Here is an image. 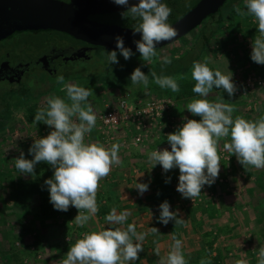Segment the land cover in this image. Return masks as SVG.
Instances as JSON below:
<instances>
[{
    "label": "rangeland",
    "instance_id": "rangeland-1",
    "mask_svg": "<svg viewBox=\"0 0 264 264\" xmlns=\"http://www.w3.org/2000/svg\"><path fill=\"white\" fill-rule=\"evenodd\" d=\"M192 1L193 0H168L165 4L172 7V14H177L182 13ZM231 1L232 0H225L223 2L224 4H221L222 6L218 10L219 12L217 11L216 14H219L220 11L227 10L231 7L228 12L223 14L219 22H214L217 15L205 18L184 35L156 49L158 56H172L175 58L172 59L170 65H166L161 69L154 68L152 71L171 72L175 71L176 68L181 65L188 67L184 73L180 74L175 72L169 74V76L177 79L180 87L179 93H174L171 89L160 88L155 84L153 79L149 80L147 89H145L143 85H133L132 83H123L124 85L121 87L115 85L108 86L99 82H92L84 77H82L83 79L65 80V83H74L79 86L90 87L94 92V95L89 97V102L97 115V121L91 133L86 134L85 141H99L106 147H110L112 143H119L121 145L118 155L122 161V165H114L110 174L100 181L99 187L105 184L111 185V179L115 177V171L121 168L120 171L123 170L127 172L131 163L134 165L133 167L136 168V163L143 160L144 163L146 162L144 166L147 164L149 169L151 164L148 160L147 153L155 149L168 148V150H171L170 144L167 141V134L176 131L184 122L185 117L196 120L201 119V117L193 115L186 109V106L194 98H198V94L194 92L190 94L184 93L186 90L191 91L195 84V81L191 77L193 61L199 62L202 61L204 57H209L212 63L208 66L211 69L214 71L220 70L222 73H226L229 69L233 73V78L237 76L240 78L250 71L256 74L261 72L264 74V65L253 62L250 57L251 42L259 35L258 21L251 15L243 17L237 15L233 7L234 5H231ZM235 5H239L246 11L244 8L245 0H240ZM112 17V20L116 22L114 24L133 27V25L137 23L134 22L130 24L125 22L121 14ZM203 33H207L208 40L205 45H203L204 40L202 41ZM20 38H25L24 40L29 38L30 41L33 40L37 42L40 35L25 34L21 35ZM15 41L16 36L8 37L0 41V47L3 51L8 50L13 47L12 45ZM108 51L111 50L93 49L89 52L88 59L81 60L78 64H74V66L85 67L90 75H97L105 68L116 66V64L107 63ZM117 59L119 62L125 60L124 57L120 55L119 51H117ZM133 59L134 56L129 60ZM182 76L186 78L180 79ZM116 79L121 78L119 77ZM22 82L23 85L29 86L35 93L40 92L41 94H38V96H35L33 99L20 103L17 108H12L5 127L0 131V264H62V260L66 258L67 250L72 247L77 239L81 238L77 236L76 230L88 232L106 227L107 225L104 218L112 209L111 207L108 208L106 205H103V203L101 204V199L104 198L107 200V198H109L104 191L105 189H102L103 192H97L98 194H96L98 211L84 227H79L75 223L74 217L77 215L78 210L74 206H72L70 213L66 216L64 221L59 219V216L56 215L55 217L58 218L57 220L47 223V219L42 218L40 215L41 213L38 214L36 211L39 207L37 194L33 189H29L26 193L27 203L22 207L21 215L15 214L17 211L19 212L20 209L11 203V196H9L8 193L12 191L14 185H18L20 178V183H22V180L29 182L30 180L32 181L33 178L38 177V175H40L39 171L47 164L46 162L38 163L34 169L35 176L20 174L19 170L15 167V158L23 151L25 158L32 159V155L29 153L28 149L33 141L39 139V137L46 136L52 130L43 122L36 123L34 121L37 109L46 106V101L49 96L66 97V92L60 90L63 85L58 84L56 79L46 76L40 70H35L28 78H24ZM121 82H124V80ZM8 87V83L0 81V92ZM10 87L16 88L17 85H10ZM254 90L249 93V108L244 106L242 97H235L234 95L229 97L227 92L223 89L213 88L209 95V100L215 102L216 97L221 96L226 103H231L235 107L233 119L236 116H241L247 120L254 121L264 116V87L255 88ZM125 94L133 100H142L153 96L169 98L171 102L169 108L156 119L157 123L150 126L148 131H146L147 135L154 136L155 138L153 137L145 141L144 137H142V140H139L138 143L133 145L132 137L134 132L130 126L129 128L125 126L121 127V129L110 133L102 131L98 115L104 110L106 105L113 103L117 97ZM32 101L36 103V108L34 112L30 113L26 110V106ZM1 110L2 105L0 104V111ZM228 142H230V137L222 138L218 143V154L221 159V165L219 176L215 182L210 186L204 185L201 190L202 193L196 201L189 200V198L184 199L180 193L183 199L178 198L180 201L178 207L176 208L173 204L171 210H181L182 215L185 216L183 217L185 224L180 226L177 225L178 227L187 228L189 230L190 228L198 226L202 228L203 232L209 227H212V229L221 228L224 232L223 237L227 234L235 235L231 233L233 230L231 224L232 222L236 224L240 221L238 220V214H233L232 217L220 216L222 211L226 208L224 205L228 203L222 200L223 196L229 195L227 192H230L235 199H238V201L233 202L242 208L240 212L237 211V213H242L243 211L253 212V216L251 215L248 220H245L247 222H243V226H240L241 228L239 229H242L241 232L245 233L244 235H246V239L250 241L248 243L251 247L241 251L237 249L230 251L225 248L227 245L224 244V250H219L216 253L219 255L218 262L221 261L222 264H236V261L246 258L249 264H258V251L260 247L264 246V227L262 226L264 225V169H256L253 166H248L245 171L243 166L237 161L236 156L227 153L224 149V144ZM131 145L135 146V148ZM221 147L224 149L223 155H220ZM146 158L147 160L145 161ZM158 173H165L166 177L171 180L175 179L176 181H174L178 183L179 172L171 170L164 172L159 164H156L148 172V177L152 182L154 181V174L158 175ZM131 174L132 173L126 174L124 177H127L128 180L131 178L129 177L132 176ZM236 185L238 187H236ZM170 186L172 188L171 191L174 189L177 191L176 186ZM232 187H236V190L237 188L240 189L241 195L244 197L241 195L237 197V193L239 192L232 189ZM210 192L213 193L214 196L209 195ZM206 194L207 196H205ZM166 197H169V195ZM207 197L213 198L210 199ZM192 202L193 204L191 205ZM104 207H106L105 211L103 210ZM156 209L159 210L158 206L155 209L150 206L149 213L156 215ZM194 212L197 214V219L191 216ZM105 213L107 214L104 215ZM252 218H254L256 229H251V227H249L248 223ZM196 221H200V224L193 226ZM175 225L174 221H169L167 224L171 232ZM235 237L237 238V235ZM228 240H232V236H229ZM261 241L263 242L261 243ZM221 243L222 242L218 240L215 245L219 247ZM197 256L199 258V264L202 258H207L203 250H199Z\"/></svg>",
    "mask_w": 264,
    "mask_h": 264
},
{
    "label": "clouds",
    "instance_id": "clouds-1",
    "mask_svg": "<svg viewBox=\"0 0 264 264\" xmlns=\"http://www.w3.org/2000/svg\"><path fill=\"white\" fill-rule=\"evenodd\" d=\"M112 2L126 8L121 13L122 18L138 21L132 30L134 34H140V39L134 43L142 61L147 65L157 56V44L171 41L177 36V29L167 23L172 10L161 0H139L131 5L129 0ZM233 7L237 15H251L258 21L259 35L251 42L250 57L253 62L264 65V0H245L246 11L239 5ZM114 40L120 55L125 60L130 59L133 52L125 46L124 37L117 34ZM107 63H119L116 50L107 52ZM171 63L170 57L161 58V68ZM211 63L209 57H204L199 62L193 61L191 72L195 81L192 91L198 94V98H194L186 109L201 119L185 117L176 131L167 134L171 150L163 148L147 153L151 164L149 170L156 164L164 172L179 169L176 190L182 197L192 201L202 193L204 185L210 186L219 176L221 159L218 143L222 138L230 137V142L224 144V149L236 156L245 171L248 166L264 169V116L254 121L241 116L233 119L235 107L231 103H226L221 96H217L215 102L210 101L209 95L213 88L225 90L229 97L237 91L233 73L228 67V71L222 73L211 69L208 66ZM150 75L160 88L180 92L177 79L172 76L158 75L155 71H151ZM130 80L133 85H143L145 89L149 86V75L140 67L132 71ZM56 81L63 85L60 90L66 92V97L49 96L46 106L40 107L34 116L36 123L43 122L52 130L33 141L28 149L32 159L25 158L21 151L15 158V167L20 174L35 176L34 169L38 163L46 162L52 166L53 176L45 180L50 202L59 211H67L70 205L74 206L78 210L74 217L75 223L84 227L98 211L96 194L100 181L110 174L114 165H122L118 155L121 145L112 143L110 147H106L99 141L86 142V134L91 133L97 121V115L89 102V97L94 92L90 87L65 83L62 74L57 75ZM110 119L116 121L115 117ZM142 175L140 173L137 177ZM169 179L166 178V182ZM133 187L142 195L148 191L149 185L136 180ZM159 210L160 223L167 225L169 221H174L178 226L185 224L178 211L170 210L167 200L159 205ZM130 214L127 210L117 213L113 207L104 218L107 226L84 232L67 250L62 264H129L130 261L137 260L138 253L144 250L143 241L149 233L160 231L156 227H150L147 232H138L135 223H129L125 227ZM171 238L173 243L160 264H188L182 250V240L175 234ZM154 254L160 255L159 246L154 249ZM200 264H211V261L202 258ZM236 264H249V261L244 258L236 261ZM258 264H264V246L259 248Z\"/></svg>",
    "mask_w": 264,
    "mask_h": 264
},
{
    "label": "crops",
    "instance_id": "crops-1",
    "mask_svg": "<svg viewBox=\"0 0 264 264\" xmlns=\"http://www.w3.org/2000/svg\"><path fill=\"white\" fill-rule=\"evenodd\" d=\"M144 140L145 141L150 140V138H147V139L145 138ZM140 143H139V145H140ZM133 145H131V146L135 148V146H133ZM146 160H147V158L145 159V161ZM145 163L143 160H141L140 162H137L136 168L133 167L134 165H132V163H131L130 166L128 167L129 169L127 170V172H125L123 170L120 171L121 168H118V170L115 171L116 172L115 177L113 179H111V185H106V184L102 185V187H99V189L97 191V192L101 193V192H103L102 189H105L104 190L105 193L109 196V198H107V200L104 198L101 199L100 200L101 204L103 203V205H106L108 208L111 207V209L113 207H115L117 210V213L123 212L125 210H127L131 213L129 215V217L127 218V220L125 221L126 225L129 223H135L136 229L138 232H147L150 227H156L160 231V233H155V234L149 233V235L143 241V249L144 250L138 253L139 258L137 260L130 261L129 264H160L161 259L166 257L167 253L170 250V247L173 243L172 238H171L173 234H175L178 239L182 240V242H183V249L182 250L185 254V258L188 261V264H199V258L197 256V253L199 250H203L205 252V255L207 256V258L212 263V258L214 257V255H217L216 254L217 251L224 250V246H223L224 244L227 245V246H225V248L229 249L230 251H233L235 249L241 251L243 249L246 250L247 248L251 247L250 244L248 243L250 241H248L245 237L246 235H244L245 233L244 232L242 233L241 232L242 229L241 230H239V229L241 228L240 226H243L242 225L243 222H245V223L247 222L245 220H248V218H250L251 215L253 216V212L243 211L242 213H237V211L240 212V210L242 208H240L237 204H235V202H233V201H238V199H235V197L233 195H231L230 192H227V194H229V195L223 196L222 200L227 201L228 203L224 205V206H226V208L222 211L220 216L232 217L233 214H238L237 215L238 220H240V221L236 224H234V222H232V224H231L232 228H233L231 233H234L235 235H233V234L228 235L227 234L225 237H223L224 232H223V229H221V228L212 229V227H209L206 230H204V232H203L202 228H200L198 226L190 228L188 230L187 228L185 229L182 227H178L177 225H175L173 231L171 232L169 226L164 225V224L159 222L158 217L160 214V210L156 209V211H157L156 215H152L149 213V208H150V206L154 209L157 208V206L159 208V205L163 201L167 200L170 204V210H171L173 207V204L175 205L176 208L178 207V204L180 202L178 200V198L183 199L184 197L182 198L180 196V193L179 192L177 193V191H175V189L173 191H171L172 188L170 185L177 186V184H178L175 182L176 181L175 179H173V180L169 179V181L166 184H164V185H168V187H166V189L164 187L161 190L160 189L154 190L153 187H155L154 186L155 184H153L151 179L148 177V172H149L148 167L149 166L147 167V164L144 166ZM171 171H178L179 172V169L173 168ZM130 173H132L131 174L132 176H129L131 178H129L127 180V177L125 178L124 175L130 174ZM140 173H143V175L141 177H137V175H139ZM136 180H137V182L148 183V185H149L148 191H146L142 195H140L138 193L137 189L135 187H133L136 184ZM126 187H127V189H126ZM236 187H238V186L236 185ZM236 187H234V188L232 187V189H235ZM235 191L239 192V193H237L238 194L237 197H239V195H241L240 189L237 188V190L235 189ZM167 195H169V197H166ZM209 195L214 196L213 193H211ZM241 196L244 197L243 195H241ZM198 197L199 196L195 197L193 199V201H196ZM184 199H187V198H184ZM199 199H201V198H199ZM189 200H190V198H189ZM100 202H98V203H100ZM192 204H193V202L191 203V205ZM234 205H236V206H234ZM105 208L106 207L103 208L104 211H105ZM231 210H233V211H231ZM174 211H176V210L174 209ZM181 212H182L181 210L178 211L179 216L182 218L185 217L182 215ZM151 213H153V212H151ZM106 214L107 213H105L104 215H106ZM200 215H201V213H200ZM191 216H192V218H195V219L198 218L196 212H194ZM252 219L248 223L249 227H251V229H256V225L254 223V218H252ZM235 221H237V220H235ZM196 224H198L197 221L194 222L193 226H195ZM76 231H77V236L82 237V234L84 233V231H82V230L81 231L76 230ZM253 233H256V232H253ZM187 234H189V235H187ZM236 235H237V238L235 237ZM229 236H232V240H228ZM200 239L202 242L200 241ZM256 239H257V237H256ZM218 240L220 242H222L219 247H217L215 245L218 242ZM240 242H241V247H239ZM262 242L263 241H261V243ZM157 246L160 247V255L159 256H156L154 254V249ZM227 253H228V251H227ZM229 262H230V260H229ZM218 263L222 264L221 261ZM48 264H51V263H48Z\"/></svg>",
    "mask_w": 264,
    "mask_h": 264
},
{
    "label": "water",
    "instance_id": "water-1",
    "mask_svg": "<svg viewBox=\"0 0 264 264\" xmlns=\"http://www.w3.org/2000/svg\"><path fill=\"white\" fill-rule=\"evenodd\" d=\"M225 0H196L169 23L177 29V39L214 13ZM139 0H129V5ZM112 0H0V38L15 30L53 28L105 50H116L115 35L124 37V44L138 51L134 43L140 39L131 26L100 22L86 17L88 13L122 11ZM171 41H162L157 48Z\"/></svg>",
    "mask_w": 264,
    "mask_h": 264
},
{
    "label": "trees",
    "instance_id": "trees-1",
    "mask_svg": "<svg viewBox=\"0 0 264 264\" xmlns=\"http://www.w3.org/2000/svg\"><path fill=\"white\" fill-rule=\"evenodd\" d=\"M168 0H161L162 3H165ZM240 0H232V6L235 5L237 2H239ZM224 4V3H223ZM222 4V5H223ZM220 5L218 7V9L214 12L208 15V17L206 18H210L213 17L215 15L216 18L214 20V22H219L221 17L223 16V14H225L226 12H228L230 8H228L227 10L224 11H220L219 14H216L217 11L220 9V7L222 6ZM169 7V6H168ZM172 9V7H169ZM219 12V11H218ZM179 14V13H177ZM175 14H170V16L168 17V21L169 22L174 16L177 15ZM205 19V18H204ZM133 22H138V21H133ZM207 33H203V45L206 44L207 39ZM134 59L133 60H124V61H120L119 63L116 64L115 67L112 68H105L104 70H102V72L98 73L97 75H90V73L87 71V69L84 67L83 72H75V71H71L69 73V75H65V80H71V79H81L82 77L91 80L92 82H99L102 83L104 85H108V86H117V87H121L122 85H124L123 83H132L130 80V76L132 71L136 68V67H140L141 70L145 73L149 75V80L153 79L150 75V72L154 69V68H158L161 69V58L163 56H156L153 58L152 63L147 65L145 62L142 61L140 54L138 51H133V55ZM170 57V56H168ZM171 59H174L175 57H170ZM181 65V64H178ZM188 67H184L183 65L179 66L176 68L175 71H171V72H157V74H164V75H169L170 73H184L187 70ZM88 72V73H85ZM121 78V79H116V78ZM100 78V80H99ZM83 79V78H82ZM122 80H124V82H121ZM53 85V84H51ZM50 85V87H51ZM47 89V88H46ZM193 91H189L186 90L184 93L186 94H190ZM0 104L2 105V110L0 111V131L5 127L11 110L12 108H17L19 106L20 103L26 102L27 100L33 99L35 96H38V94L40 95L41 93L33 91L32 89H30L29 87H23L20 89H9L6 88L3 91L0 92ZM168 93V91H167ZM26 110L30 113L35 111L36 108V103L34 101H32L29 105L26 106ZM38 110V109H37ZM154 136L151 135H147V133L144 135V139L146 138H153ZM155 138V137H154ZM159 138V137H158ZM156 138V139H158ZM53 168L52 166H50L49 164H46L44 166V168L41 169V171H39L40 175H38V177L33 178V180L27 182L26 180H22L21 182V178L20 181L18 183V185H14L12 188V191H10L8 193L9 196H11V203L15 206L18 207L20 209V211L15 214L21 215V211H22V207H24L27 203V195L26 193L28 192L29 189H33L35 191V193L37 194L38 197V208H37V212L38 214L41 213L40 215L42 216V218L47 219V223L51 222L53 220H57L58 218L55 217L56 215L59 216V219H62V221L65 220L66 216L70 213V210L72 209V206H69V209L67 211H59L56 210L52 203L50 202V198H49V191H48V187L45 184V180L48 178H51L53 176ZM37 173V172H36ZM166 175L165 173H158V175L153 176V183L155 184L153 187L154 190H161L162 188L168 187V185H164L166 184ZM25 183V184H24ZM207 196V194L205 195ZM212 199L213 197H207ZM1 201V200H0ZM206 205V204H205ZM203 205V206H205ZM102 210V209H101ZM100 210V211H101ZM103 211V210H102ZM101 211V212H102ZM55 217V218H54ZM264 218V217H263ZM256 219V218H255ZM257 220V219H256ZM198 224H200V221L198 222ZM264 227V225H262ZM218 259H219V255H214V257L212 258V263L213 264H217L218 263Z\"/></svg>",
    "mask_w": 264,
    "mask_h": 264
},
{
    "label": "flooded vegetation",
    "instance_id": "flooded-vegetation-1",
    "mask_svg": "<svg viewBox=\"0 0 264 264\" xmlns=\"http://www.w3.org/2000/svg\"><path fill=\"white\" fill-rule=\"evenodd\" d=\"M195 1L193 0L189 6ZM125 11L88 13L86 17L100 22L116 23L112 20V16ZM125 22L134 23L131 18L125 19ZM25 34H39L40 38L37 42L30 41L29 38L26 40H24L25 38H20L21 35ZM11 36H16V41L12 45L13 47L8 50L4 49L5 51L0 47V81L8 83V88L13 90L29 87L23 85L22 81L24 78H28L35 70H40L46 76L54 79H56L58 74L65 76L69 75L71 71L81 73L84 67H75L74 64L88 59V54L91 50L103 49L89 45L64 31L53 28L15 30L7 36L0 38V41ZM10 85H17V87L13 88Z\"/></svg>",
    "mask_w": 264,
    "mask_h": 264
},
{
    "label": "built area",
    "instance_id": "built-area-1",
    "mask_svg": "<svg viewBox=\"0 0 264 264\" xmlns=\"http://www.w3.org/2000/svg\"><path fill=\"white\" fill-rule=\"evenodd\" d=\"M233 80L237 85V91L234 96L242 97L244 106L249 108V93L255 88L264 87V74H262V72L256 74L250 71L240 78H238V76L233 78ZM170 105L171 102L167 97L153 96L142 100H133L125 94L117 97L113 103L108 104L104 110H102L98 115L99 123L102 131L106 133L115 132L124 126L128 128L130 126L134 132L132 143L135 144L138 143L139 140H142L148 128L157 123L156 119L165 112ZM111 117H115L116 121L111 120ZM106 119H108L107 122ZM223 150V147H221L220 155L224 154Z\"/></svg>",
    "mask_w": 264,
    "mask_h": 264
}]
</instances>
